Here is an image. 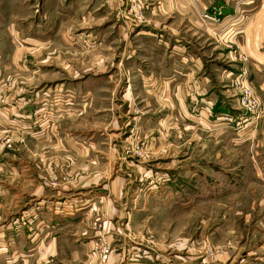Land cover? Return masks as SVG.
I'll return each mask as SVG.
<instances>
[{
  "label": "rangeland",
  "instance_id": "1",
  "mask_svg": "<svg viewBox=\"0 0 264 264\" xmlns=\"http://www.w3.org/2000/svg\"><path fill=\"white\" fill-rule=\"evenodd\" d=\"M67 1L0 0V264L16 248L12 264H81L71 254L81 234L91 264H237L264 238V188L245 174L264 132L240 147L226 139L219 152L186 147L181 101L172 113L136 98L126 79L134 45L120 24ZM247 73L225 80L232 111H243L242 82L253 89ZM255 98L247 115L264 124V95ZM41 200L50 216L57 203L70 213L43 231L47 259L26 243ZM257 221L262 238L250 240Z\"/></svg>",
  "mask_w": 264,
  "mask_h": 264
},
{
  "label": "crops",
  "instance_id": "2",
  "mask_svg": "<svg viewBox=\"0 0 264 264\" xmlns=\"http://www.w3.org/2000/svg\"><path fill=\"white\" fill-rule=\"evenodd\" d=\"M71 3L93 5L89 13L104 10L105 19L115 22L116 26L120 24L128 34L130 39L127 38L125 44L134 45V49L126 56V79L136 85L138 100H159L163 105L159 111L173 113L174 107L180 106L177 102L181 101L179 112L190 120L182 119L186 123H183L186 147L200 141L203 147L219 152L226 139L234 147H240L252 144L257 132H264L260 116L248 117L236 128L230 124L233 130L221 121L225 115L238 121L245 117L242 111H232L233 90L225 84V80L228 83L239 76V71L245 75L248 70L244 80L250 83L258 100L264 95V0H70L68 5ZM133 11L141 18L137 19ZM204 14L212 15L214 20L203 19ZM206 109H210L209 115L204 112ZM197 114L201 118L195 121L193 116ZM198 132L200 135L196 134ZM246 158L249 171L245 174L255 181L254 186L264 188V170H261L264 169V148L261 151L249 149ZM40 204L41 214L32 220L30 227L35 226V230L26 234V243L31 251L39 247L44 257L48 255L50 243L40 242L43 231L47 234L49 227L68 223L70 213H64L57 203L50 216L48 201L41 200ZM247 223L251 227L250 222ZM261 224L262 221L255 222L258 227L253 231L258 235H250V240L260 236ZM83 236L75 239L82 251L71 254L81 264H91L95 258L90 253V243ZM262 253L264 238L237 264H264V258L259 256ZM16 254H19L18 248L9 252V264L17 261ZM37 254L33 251L18 256L23 260Z\"/></svg>",
  "mask_w": 264,
  "mask_h": 264
},
{
  "label": "built area",
  "instance_id": "3",
  "mask_svg": "<svg viewBox=\"0 0 264 264\" xmlns=\"http://www.w3.org/2000/svg\"><path fill=\"white\" fill-rule=\"evenodd\" d=\"M198 1V0H195ZM203 19L213 21L214 17L212 15H203ZM246 82H242V86L240 87L241 92L239 94L238 102H237V107L238 109L243 110L242 112L245 114V116L248 118L247 114H252V116H255V109L257 108V100L252 93L251 88L248 87V85L245 84ZM206 111H210V109H206ZM221 120L228 121L232 125H235L238 127L241 122L246 121L245 117L243 120L238 121L236 120L233 116L231 115H225L221 117ZM109 252V248L107 246H102L101 248V258L102 260H105L107 258Z\"/></svg>",
  "mask_w": 264,
  "mask_h": 264
}]
</instances>
